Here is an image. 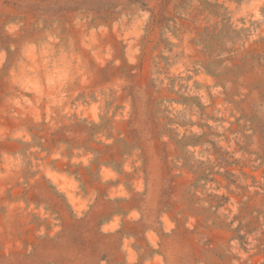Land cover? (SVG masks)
Masks as SVG:
<instances>
[{"label": "rangeland", "instance_id": "rangeland-1", "mask_svg": "<svg viewBox=\"0 0 264 264\" xmlns=\"http://www.w3.org/2000/svg\"><path fill=\"white\" fill-rule=\"evenodd\" d=\"M0 264H264V0H0Z\"/></svg>", "mask_w": 264, "mask_h": 264}]
</instances>
